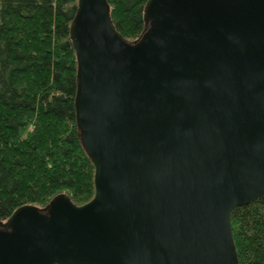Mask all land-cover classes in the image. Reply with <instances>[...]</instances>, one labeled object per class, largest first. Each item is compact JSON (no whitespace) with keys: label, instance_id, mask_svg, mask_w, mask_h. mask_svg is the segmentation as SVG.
<instances>
[{"label":"water","instance_id":"95a60500","mask_svg":"<svg viewBox=\"0 0 264 264\" xmlns=\"http://www.w3.org/2000/svg\"><path fill=\"white\" fill-rule=\"evenodd\" d=\"M128 42L78 0L75 119L94 196L0 220V264H239L264 195V0H147Z\"/></svg>","mask_w":264,"mask_h":264},{"label":"trees","instance_id":"16d2710c","mask_svg":"<svg viewBox=\"0 0 264 264\" xmlns=\"http://www.w3.org/2000/svg\"><path fill=\"white\" fill-rule=\"evenodd\" d=\"M78 0H0V220L59 194L94 196V167L78 137L76 57L69 37ZM147 0H107L128 42L144 30ZM239 264H264V195L235 209Z\"/></svg>","mask_w":264,"mask_h":264}]
</instances>
